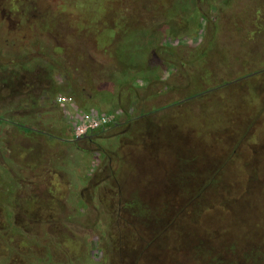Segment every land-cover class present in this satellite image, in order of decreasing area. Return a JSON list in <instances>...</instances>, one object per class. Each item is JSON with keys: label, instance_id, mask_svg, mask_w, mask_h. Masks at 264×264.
<instances>
[{"label": "rangeland", "instance_id": "obj_1", "mask_svg": "<svg viewBox=\"0 0 264 264\" xmlns=\"http://www.w3.org/2000/svg\"><path fill=\"white\" fill-rule=\"evenodd\" d=\"M86 59L108 73L125 70L131 83L105 82L96 73L91 90L75 68ZM51 82L72 105L50 101L46 126V109L21 99L36 105ZM104 92L107 105L95 97ZM129 109L143 116L108 126L91 143L79 141L78 151L47 141L60 132L68 139L76 114H112L115 122ZM42 111L34 123L49 132L46 140L0 125L4 157L31 163L52 155L58 167L49 196L41 182L35 191L19 188L12 200L15 222L30 237L39 239L31 221L83 213L76 224L50 229L76 264H209L215 255L244 264L231 253L264 255L262 209H243L245 219L236 215L226 236L213 210L217 202L244 199L247 178L250 192L264 187V0H0V120L27 124L25 113ZM4 161L0 177L8 186L5 169L14 164ZM76 190L84 209L68 197ZM3 216L0 206V230ZM21 240L0 238V264H26L14 253L28 251Z\"/></svg>", "mask_w": 264, "mask_h": 264}, {"label": "trees", "instance_id": "obj_2", "mask_svg": "<svg viewBox=\"0 0 264 264\" xmlns=\"http://www.w3.org/2000/svg\"><path fill=\"white\" fill-rule=\"evenodd\" d=\"M187 23H188V20H187ZM141 34H144V33L141 32ZM79 36L83 37V33L81 34V32H80ZM125 37L127 38V34L125 35ZM59 48L61 49V47H59ZM78 52L80 53V51L78 49H75L72 51V54L78 55ZM65 53L66 52L64 50V55L60 56V59L64 62H66V60H67V55ZM76 59L79 60V57L77 56ZM86 60L88 61L86 64L85 63H78V65H76V67H75L79 74L85 75V77H82V78L85 79L84 83L86 82L85 83L86 85H87V82H88L91 75H92L91 81L94 83V81H95V75L94 74H96V73H98L100 76L103 75V79H104L103 81H105V82H110V83H112V82L121 83L122 82L123 84H130L131 83V80L128 78V76L125 75L126 74L125 70L119 71V70H116V68H115V69H111L110 73H108L107 71H106L107 72L106 73L105 69L99 68V66L97 64H95L94 62H92L91 59L90 60L86 59ZM54 65H58V64L53 61V64H51L49 66V69L54 71L55 70ZM113 70H116V71H113ZM117 75H120L121 77H118ZM44 79H46V78H44ZM103 83L100 84L99 87L93 86L94 89L100 88L103 85ZM223 84H226V83H223ZM222 85H216V86L212 87L211 89L217 88V87L222 86ZM129 86L130 85H128V88H129ZM57 87L58 86L55 87L54 84L51 82V86H49L47 88L48 90H50V92H47L46 90H44L42 88L41 94L38 97L36 105H34V104L32 105V103L30 102L31 99L29 98V96H26V97L21 99L24 106L29 105L33 108H36L37 106H42L46 109V111H45L46 116L45 117H47V120H49V121H46V123L43 122L44 121L43 119H41V121H39L40 123H43V124L45 123L46 126L48 125V123H50V124L52 123V122H50V119H49L50 116L49 115L52 114L51 111H53L55 105H50L51 104L50 101L53 100L52 102H54L56 97H58V95L60 93V89H59V87L58 88ZM87 87L91 88L88 85H87ZM91 90H92V88H91ZM97 96H100L101 97L100 99H103V98H105V99L100 100V99H98ZM107 96L108 95L106 92L102 93L101 95H97L95 93V97H97V99L100 102H105V101L107 102L109 99V96L108 97ZM29 102L31 104H29ZM40 102H41V104H40ZM178 104H179V101H178ZM164 107H167V105ZM161 108H163V107H161ZM158 109L160 110V108H158ZM130 110L131 109L128 110V113L123 112L121 114V117L118 120H116L111 125H109V128L116 127V126H122L124 124H127V123L134 121V119H136V118H140L143 116V115H139V116L134 118L131 115V113H129ZM43 113H44V111H42L40 113L37 112L34 115H31L29 113H25L22 117L24 119L28 120V121H26V122H28L27 124L26 123H24V124L20 123L19 124V122L17 123L16 121H13V120H11V119H9L3 115L4 120L3 119L0 120V125L4 126V124H5L7 126H11L14 130H16L18 133H21L23 135H26L25 132L28 131V132H30V134H28V135H34L36 137H41V138L45 139L46 133H49V132L46 131V129H45V131L38 129L34 123V121L37 122V114L41 116V115H43ZM30 123H32L33 125ZM107 129H108V127L95 131L96 134L94 136H92L89 140H87V142H90V143L93 142L94 138H97V136H99V134L105 132V130H107ZM53 132H56V130L54 129ZM50 134L53 135L52 133H50ZM61 134L62 133L60 132L59 135H57L58 138L49 136L50 138L53 139V141H49V140H47V141L48 142H60L61 144L67 145L70 148H73L77 151L79 150V148H78V142L79 141H75V138L73 137L72 132L69 134L68 139H63ZM3 153H1V145H0V155H1V162L0 163L3 164L5 162L4 160H9L14 165L12 164L13 166L10 169H5L6 173L9 174L10 178H11V181L9 183L10 185L7 186L6 182L4 181L2 176L0 177V206H1L2 214L4 215L3 218L6 222L5 228L0 230V238L4 240L8 235L11 234V235H16L18 237H21V239H22L21 241L27 240L28 244L30 245L29 247L26 248V249H28V251H26V250L20 251V250L16 249L14 252V253H20V254H17L18 257L23 262H25L26 264H76L74 256L67 253L66 249L63 247L64 238L59 233L50 231V229H51V227H56L58 225H60V226L62 225V227H63V224H64V226H65L66 220H68L70 222L69 225L72 224V222L74 224H76L75 223L76 220H80V217H82L84 215L83 213L80 215L79 214L77 215L75 213L76 215H67V216H65L63 214L62 217H60V219H55L53 223L51 221H45L42 219H36L34 221H31L30 225H32L34 227L33 231L36 227V230L39 233V235H38L39 239H34L28 235V233L25 231V229L23 227L16 224L15 218L17 217V214H19V213H18V210L16 209L17 207L11 205L12 200H15L14 199L15 196L19 195V193L21 192L19 190V188L24 189V191H26V188L29 189L30 191L31 190L35 191L33 188L35 187V185L37 183L39 184L41 182L45 183V190H47L46 194H47V196H49V194H50L48 192L49 187H50L49 176H50V174H52V172L57 173L56 169H58V167L52 168V166H51V163L53 161V156L52 155H48V156L42 155L41 157L33 160V162L28 163V162L23 161V160L14 159L10 155H8V157H4ZM51 169H53V171ZM82 184H84V183H82ZM13 187H15V189H12ZM251 188H252V186L250 185V180H249V178H247L246 189L239 191V192H242V195H244V199H242V200L236 199L232 203L233 206L231 205V201H229L228 205H225V203H223V202H217L219 204V206H216L213 209L214 211H216V214H214L215 215L214 223H215L216 227L218 228L217 229L218 233L221 234V236H226V235L233 232L235 223L232 220L236 217V215L240 214L239 219H240V217L244 216V214L242 213L243 209H244L243 212L246 214H251L252 212H254L252 210H255L257 212L258 210L262 209L261 210L262 211L261 212V218L259 221L264 219V187L250 192ZM27 192H26V194H28ZM92 196H95V188L93 190ZM31 197H33V196L30 193L29 198H31ZM68 197L71 198V200H74L77 208L84 209V207H86V205H84V203H86V202H85V198L83 197L82 192H78V190H76V191L70 193ZM197 199H198V201L201 199L200 192L198 193ZM3 200L5 201V203H3ZM244 200H246L245 203L242 202ZM77 203H80V205H77ZM3 204H5V209H3V207H4ZM262 204H263V207H258ZM201 213H202V210L200 209L199 215H201ZM244 219H245V216H244ZM228 220L231 222H229ZM223 221L224 222L226 221V224ZM252 229H253V227L250 230H252ZM82 242L84 245H89V243H90L87 239H84V241H82ZM87 242H89V243H87ZM41 246L44 248L45 253L40 256L36 253L35 248L41 247ZM17 247H18V245H17ZM12 250H13V248H12ZM27 252H28V254H26ZM52 252H56L59 255V257L55 256ZM209 253H213V252L210 251ZM219 254H221V253H219ZM231 254H232L231 258L237 257L236 260H238V261L245 260L244 264H248L249 262H250V264H263V262H264V255L261 252L256 253L255 257H250V256H252L250 253H248V254L244 253L242 255H238V253H231ZM79 258H81L83 260L84 259V253H81L79 255ZM209 264H241V263L229 262V260H224L220 255H215L213 257V260Z\"/></svg>", "mask_w": 264, "mask_h": 264}, {"label": "built area", "instance_id": "obj_3", "mask_svg": "<svg viewBox=\"0 0 264 264\" xmlns=\"http://www.w3.org/2000/svg\"><path fill=\"white\" fill-rule=\"evenodd\" d=\"M57 103L59 105H72L71 99L62 96L57 98ZM114 119L115 115L100 114L95 111L76 114L72 128L73 137L75 139L81 138L99 129H104L111 125L114 122Z\"/></svg>", "mask_w": 264, "mask_h": 264}, {"label": "flooded vegetation", "instance_id": "obj_4", "mask_svg": "<svg viewBox=\"0 0 264 264\" xmlns=\"http://www.w3.org/2000/svg\"><path fill=\"white\" fill-rule=\"evenodd\" d=\"M60 50H61V49H60ZM95 134H96V132L89 133V134L85 135L87 138L82 139V140H79V141H87V140H89L92 136H94Z\"/></svg>", "mask_w": 264, "mask_h": 264}, {"label": "crops", "instance_id": "obj_5", "mask_svg": "<svg viewBox=\"0 0 264 264\" xmlns=\"http://www.w3.org/2000/svg\"><path fill=\"white\" fill-rule=\"evenodd\" d=\"M114 97H115V95H114ZM116 98H117V97H115V100H116ZM101 103H102L103 105H107V104H108V102H106V101H105V102H101ZM101 107H102V106H101ZM103 108H104V107H103ZM92 110H93V109H92ZM101 110H102V111H105L104 109H101ZM53 181H54V180H53Z\"/></svg>", "mask_w": 264, "mask_h": 264}, {"label": "water", "instance_id": "obj_6", "mask_svg": "<svg viewBox=\"0 0 264 264\" xmlns=\"http://www.w3.org/2000/svg\"><path fill=\"white\" fill-rule=\"evenodd\" d=\"M246 78V77H245ZM85 138H87L86 136H83V137H81V138H76L75 139V141H79V140H82V139H85Z\"/></svg>", "mask_w": 264, "mask_h": 264}]
</instances>
